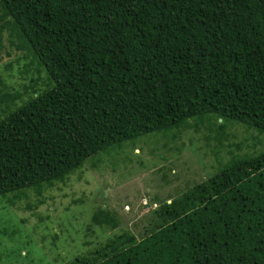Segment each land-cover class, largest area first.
<instances>
[{
  "label": "trees",
  "instance_id": "1",
  "mask_svg": "<svg viewBox=\"0 0 264 264\" xmlns=\"http://www.w3.org/2000/svg\"><path fill=\"white\" fill-rule=\"evenodd\" d=\"M6 29L47 87L20 105L0 95V197L40 194L150 135H264V0H0ZM119 225L100 207L86 230ZM66 264H264V150L160 203L140 237L121 232Z\"/></svg>",
  "mask_w": 264,
  "mask_h": 264
},
{
  "label": "rangeland",
  "instance_id": "2",
  "mask_svg": "<svg viewBox=\"0 0 264 264\" xmlns=\"http://www.w3.org/2000/svg\"><path fill=\"white\" fill-rule=\"evenodd\" d=\"M45 83V72L38 71L17 36L8 29L0 33V95L18 93L15 105H20ZM225 136L219 144L203 127L182 129L172 140L150 135L89 158L64 183L40 194L27 190L0 197V253L22 259L19 264H66L121 232L140 237L160 203L203 182L232 156L264 150V135L241 126H229ZM100 207L119 220L117 229L86 230Z\"/></svg>",
  "mask_w": 264,
  "mask_h": 264
}]
</instances>
